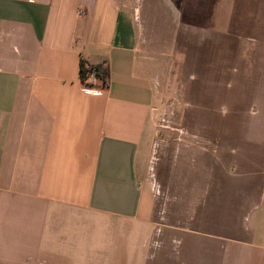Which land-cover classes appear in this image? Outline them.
<instances>
[{
    "label": "crops",
    "instance_id": "0c3cea01",
    "mask_svg": "<svg viewBox=\"0 0 264 264\" xmlns=\"http://www.w3.org/2000/svg\"><path fill=\"white\" fill-rule=\"evenodd\" d=\"M158 10L183 17L178 0H0V264H264V157L247 138L152 142L138 35ZM80 62L106 65L100 94Z\"/></svg>",
    "mask_w": 264,
    "mask_h": 264
},
{
    "label": "rangeland",
    "instance_id": "374dc122",
    "mask_svg": "<svg viewBox=\"0 0 264 264\" xmlns=\"http://www.w3.org/2000/svg\"><path fill=\"white\" fill-rule=\"evenodd\" d=\"M259 1L200 0L195 12V0H178L183 15L178 20L158 21L165 11L151 12L157 23L142 27L138 38L156 64L153 143L185 142L184 132H205V137L232 132L247 138L249 158L264 157L255 153L264 147V10L258 9L264 5Z\"/></svg>",
    "mask_w": 264,
    "mask_h": 264
},
{
    "label": "built area",
    "instance_id": "2783aa9c",
    "mask_svg": "<svg viewBox=\"0 0 264 264\" xmlns=\"http://www.w3.org/2000/svg\"><path fill=\"white\" fill-rule=\"evenodd\" d=\"M86 76L81 80V89L89 94L97 95L102 92L98 87L99 80L95 75V70L92 66H89Z\"/></svg>",
    "mask_w": 264,
    "mask_h": 264
},
{
    "label": "trees",
    "instance_id": "16d2710c",
    "mask_svg": "<svg viewBox=\"0 0 264 264\" xmlns=\"http://www.w3.org/2000/svg\"><path fill=\"white\" fill-rule=\"evenodd\" d=\"M182 18V16H181ZM95 70V75L97 77V79L104 84L107 78V67L106 65L103 64H96L92 66ZM88 72V69L85 68L82 64V62L79 63V76H80V80H82L86 74Z\"/></svg>",
    "mask_w": 264,
    "mask_h": 264
}]
</instances>
